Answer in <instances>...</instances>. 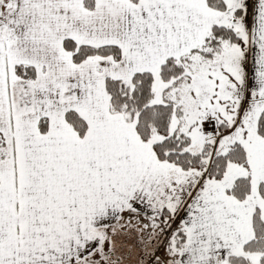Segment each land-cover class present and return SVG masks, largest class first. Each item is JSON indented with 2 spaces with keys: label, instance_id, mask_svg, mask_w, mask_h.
<instances>
[{
  "label": "snow or ice",
  "instance_id": "1",
  "mask_svg": "<svg viewBox=\"0 0 264 264\" xmlns=\"http://www.w3.org/2000/svg\"><path fill=\"white\" fill-rule=\"evenodd\" d=\"M0 264H264V0H0Z\"/></svg>",
  "mask_w": 264,
  "mask_h": 264
}]
</instances>
